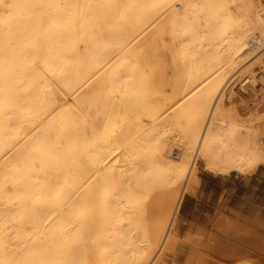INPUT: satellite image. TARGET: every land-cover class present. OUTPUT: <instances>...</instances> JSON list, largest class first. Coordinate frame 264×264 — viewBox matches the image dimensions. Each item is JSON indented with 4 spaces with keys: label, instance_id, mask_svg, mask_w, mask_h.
<instances>
[{
    "label": "bare ground",
    "instance_id": "6f19581e",
    "mask_svg": "<svg viewBox=\"0 0 264 264\" xmlns=\"http://www.w3.org/2000/svg\"><path fill=\"white\" fill-rule=\"evenodd\" d=\"M260 99L264 0H0V264H161L198 163L264 167Z\"/></svg>",
    "mask_w": 264,
    "mask_h": 264
},
{
    "label": "rangeland",
    "instance_id": "374dc122",
    "mask_svg": "<svg viewBox=\"0 0 264 264\" xmlns=\"http://www.w3.org/2000/svg\"><path fill=\"white\" fill-rule=\"evenodd\" d=\"M250 99L252 101V98L249 97L247 105L251 104ZM263 100H257L255 103L259 101L260 105ZM227 180H231V182ZM196 183L198 185L197 192L184 196L174 225L173 232L177 236V245L161 264H186L189 256L191 257L188 260L190 264H195L198 260L199 263L204 261L207 264H216V262L225 264L230 261V258H235L233 255L238 256L242 252H246L244 256L247 257H249L247 252H250V256L256 259V264H264V241L261 242L262 245L258 243V245H253L248 239L246 241L245 238L249 236H246L245 231L252 232L253 228L244 224L247 223L244 217H235L230 210L231 207H242V214L246 215L252 212L256 204H262L264 209V167L248 178L237 175L223 178L209 174L203 170L201 163H198ZM224 191H227L225 195ZM235 220H239V222ZM227 225H231L230 230L227 229ZM238 228L242 231L239 232ZM230 232L244 235V242L236 241V236L233 237ZM249 234L252 235V233ZM194 239L199 240L198 242L195 240L197 243L192 244ZM250 246L254 247L252 250L254 253L249 250ZM227 256L230 258H226Z\"/></svg>",
    "mask_w": 264,
    "mask_h": 264
},
{
    "label": "crops",
    "instance_id": "0c3cea01",
    "mask_svg": "<svg viewBox=\"0 0 264 264\" xmlns=\"http://www.w3.org/2000/svg\"><path fill=\"white\" fill-rule=\"evenodd\" d=\"M231 175H237V174H231ZM230 176L223 177V178H228ZM237 176H239V175H237ZM216 177H219V176H216ZM239 177H244V176H239ZM227 181L231 182V180H227ZM226 193H227V191H224L223 194L225 195ZM230 210L233 211V214H235V213H236V215L238 214L239 215L238 217H244L245 221L249 220V221H247L249 223H254V221L257 222L258 224L257 223L255 224L256 226L253 227L251 233H252V235L258 236L257 239L259 241L258 242L259 244L264 241V222H263V220H264V209H263L262 204H256L253 207L252 212L250 214H246V215L242 214L243 213V208L242 207H239V208H237V207L236 208H232L231 207ZM236 215H234V216L237 217ZM250 220L252 222H250ZM250 226H251V224H250ZM248 248H249V250H253L254 249V247H251L252 249L250 247H248Z\"/></svg>",
    "mask_w": 264,
    "mask_h": 264
}]
</instances>
